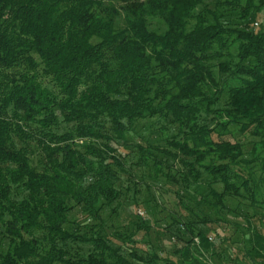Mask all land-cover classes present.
Segmentation results:
<instances>
[{"label": "trees", "instance_id": "16d2710c", "mask_svg": "<svg viewBox=\"0 0 264 264\" xmlns=\"http://www.w3.org/2000/svg\"><path fill=\"white\" fill-rule=\"evenodd\" d=\"M263 149L264 0H0V264H264Z\"/></svg>", "mask_w": 264, "mask_h": 264}, {"label": "rangeland", "instance_id": "374dc122", "mask_svg": "<svg viewBox=\"0 0 264 264\" xmlns=\"http://www.w3.org/2000/svg\"><path fill=\"white\" fill-rule=\"evenodd\" d=\"M147 1V0H145ZM114 6L118 7L119 11H120V15L119 17L116 19V22H115V27L116 29H122L124 26H125V17L127 15V12L125 11V9H123V4H120L119 2H113ZM150 24H151V28L152 29H158V28H162L164 27V24L162 23V21L158 18H150ZM231 130V135L230 137L228 136V139H230L232 142H235V143H240L243 145L244 147V150H245V154L248 155V158H250V153L253 149V146L255 144V142H261L262 140L260 138H253L251 136H248V135H240L238 133V128L237 127H231L230 128ZM176 131L175 130H172L169 134H175ZM31 148H34V150H36L35 152V155H33V160H34V164H42L40 163V158H39V152L36 148V145L34 143H32L31 145ZM260 155L264 156V149L260 151ZM130 159L132 160V157L129 158V161ZM133 161V160H132ZM131 162V161H130ZM210 160L208 159L207 160V163H209ZM177 165V164H176ZM179 166V164L177 165ZM255 172H256V177L258 180H260L261 178L264 177V170L262 169L263 167V164L262 162L260 163H256L255 165ZM181 168V166H180ZM38 170H43V166L39 165L38 166ZM176 168L174 169V172H175ZM149 175V174H148ZM123 178L124 180H127V176L126 175H123ZM149 178V176H148ZM147 178V179H148ZM151 179V178H150ZM161 180V178H160ZM149 182H151L149 180ZM152 184V183H151ZM165 186H163L164 188ZM178 187H176L175 185H172V184H169L168 187H166V189L164 190V192H158L159 194H156V200H157V205H158V208L157 210H154V208L151 206V205H148L147 206V209H150L151 211H154L156 213V216L159 220H162L161 222H165V221H170L172 219L173 216H179L181 215V213L183 214V210L180 208V204H179V200L178 198L176 197L175 193L173 192V190H176ZM217 189L219 191H222L223 190V187L222 185H219L217 186ZM263 192H264V187L262 188ZM152 191H154V189H152ZM260 199H264V197L262 196H259ZM129 209H127L126 211H120L121 212V215H122V221L118 220L116 221V224H122V222L125 220V217L126 215L128 214V211ZM141 211L139 212L140 216L141 217H144L146 215V212L144 210V208L140 209ZM215 218V217H214ZM228 230L230 231H233L235 233V231L230 228H228ZM241 237L240 236V233L239 231L236 232L234 238H239ZM238 240V239H237ZM166 245L170 246V242H167ZM168 251H170L169 247L167 248Z\"/></svg>", "mask_w": 264, "mask_h": 264}]
</instances>
